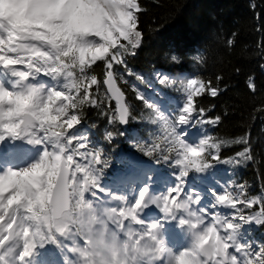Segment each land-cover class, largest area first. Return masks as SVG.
Instances as JSON below:
<instances>
[{
  "label": "snow or ice",
  "instance_id": "snow-or-ice-1",
  "mask_svg": "<svg viewBox=\"0 0 264 264\" xmlns=\"http://www.w3.org/2000/svg\"><path fill=\"white\" fill-rule=\"evenodd\" d=\"M142 11L141 0H0V149L13 159L24 145L36 151L23 163L0 164V264H38L47 245L72 254L65 264H264V243L243 231L246 224L264 226V195L229 183L210 189L212 200L202 204L204 195L188 188L190 173L252 160L243 137L189 141L188 128L220 123L198 105L199 97L220 94L211 80L158 75L182 96L169 114L134 88L160 129L156 142L136 147L175 169L172 184L157 191L151 171L135 158H126L128 171L117 181L126 191L103 183L105 151L80 129L88 108L103 109L109 125L136 119L118 80L127 84L125 74L133 75L127 57L143 42ZM248 87L256 91L254 82ZM104 138L111 143L114 133ZM231 144L245 147L224 159ZM153 208L159 216L146 219ZM169 223L189 240L182 250L167 242Z\"/></svg>",
  "mask_w": 264,
  "mask_h": 264
},
{
  "label": "trees",
  "instance_id": "trees-1",
  "mask_svg": "<svg viewBox=\"0 0 264 264\" xmlns=\"http://www.w3.org/2000/svg\"><path fill=\"white\" fill-rule=\"evenodd\" d=\"M141 4L143 42L135 56L127 57L133 72L124 76L128 83L118 80L136 119L123 128L109 125L101 114L103 109H86L81 127L88 128L85 134L91 144L103 147L108 168L115 164L123 170L130 157L155 167L169 166L163 161L155 163L136 147L156 142L160 129L150 122L149 110L136 99L134 88L154 94L169 113H174L182 101L181 93L156 81L155 71L174 81L194 77L211 80L220 94L199 97L198 105L210 117L220 116L221 120L218 125H205L206 132L220 140H249L252 160L239 167L217 163L207 173H190L189 179L204 184H243L250 196L264 195V164L259 161L264 159V0H141ZM95 71L102 79V62ZM217 76L221 79L216 80ZM250 82L255 83V92L249 89ZM130 130L136 132V139L131 140ZM106 131L114 133L111 143L104 138ZM244 147L225 146L221 155L224 159L234 157ZM252 211L245 209L246 214ZM245 232L256 243H264V226L246 224Z\"/></svg>",
  "mask_w": 264,
  "mask_h": 264
},
{
  "label": "rangeland",
  "instance_id": "rangeland-1",
  "mask_svg": "<svg viewBox=\"0 0 264 264\" xmlns=\"http://www.w3.org/2000/svg\"><path fill=\"white\" fill-rule=\"evenodd\" d=\"M198 136V135H197ZM196 136V137H197ZM29 148H31L30 146H28ZM23 149V148H22ZM21 149V151H19L18 152V154H19V156H21L22 157V153H23V150ZM0 150H2V151H5V154L8 152V149L5 147V148H2V149H0ZM36 152V151H35ZM25 157H28V155H26ZM166 178V176H163V175H161V176H158L157 177V182H156V184L157 185H161V184H164L165 183V179ZM171 179H172V177H171ZM111 180V179H110ZM113 181V180H112ZM105 186H108V187H110L111 186V184H109V182L108 183H106V184H104ZM163 189V188H162ZM165 189V188H164ZM163 189V190H164ZM114 191H126L127 189H126V187H124V189L123 190H116V189H113ZM158 191H161V190H158ZM217 191H219V190H217ZM204 195V197H205V199L202 201V204H208L209 203V201H211L212 200V197L209 195V193L208 194H203ZM205 201H206V203H205ZM216 211H218V212H220L221 214H224V213H226L227 211L225 210V209H220V208H218V209H216ZM149 213V214H148ZM158 212L153 208V209H148V210H146V212H145V218L146 219H148V220H152V219H154L155 217H151V215L152 214H157ZM157 216H159V215H156V217ZM167 226V225H166ZM166 226H165V233H167V234H169V235H174L175 236V238H177V234H176V232H178L179 231V225L178 226H173V229H175L173 232H168V231H166ZM166 237V236H165ZM166 239H167V242L169 243V241H168V238L166 237ZM176 243H178V246H180V241L179 240H177L176 241ZM183 249V248H182ZM181 249V250H182ZM39 252H40V256H41V258L42 259H44V260H51V261H53V260H58L59 261V263H61V264H65V262H66V260H68V259H74V257H72V254L71 253H68V252H65V251H63V250H61V249H59V248H57L56 246H54V245H47L44 249H40L39 250Z\"/></svg>",
  "mask_w": 264,
  "mask_h": 264
},
{
  "label": "bare ground",
  "instance_id": "bare-ground-1",
  "mask_svg": "<svg viewBox=\"0 0 264 264\" xmlns=\"http://www.w3.org/2000/svg\"><path fill=\"white\" fill-rule=\"evenodd\" d=\"M248 133H249V132H245V134H248ZM24 146H25V145H24ZM24 146H23V147H24ZM259 161H260L261 163L264 164V159H260ZM173 224H174V223H173ZM175 224H176V223H175ZM173 244H174V245H177V244H176V241H174Z\"/></svg>",
  "mask_w": 264,
  "mask_h": 264
}]
</instances>
